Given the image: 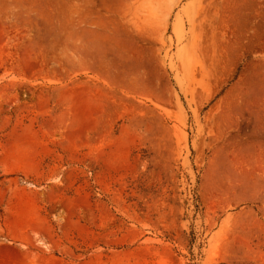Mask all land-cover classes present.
<instances>
[{"label": "rangeland", "instance_id": "rangeland-1", "mask_svg": "<svg viewBox=\"0 0 264 264\" xmlns=\"http://www.w3.org/2000/svg\"><path fill=\"white\" fill-rule=\"evenodd\" d=\"M0 264H264V0H0Z\"/></svg>", "mask_w": 264, "mask_h": 264}, {"label": "bare ground", "instance_id": "bare-ground-1", "mask_svg": "<svg viewBox=\"0 0 264 264\" xmlns=\"http://www.w3.org/2000/svg\"><path fill=\"white\" fill-rule=\"evenodd\" d=\"M36 64V63H35ZM38 64V63H37Z\"/></svg>", "mask_w": 264, "mask_h": 264}]
</instances>
